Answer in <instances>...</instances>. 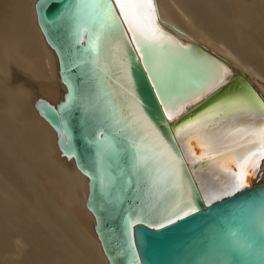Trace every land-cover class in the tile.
I'll return each instance as SVG.
<instances>
[{
	"label": "snow or ice",
	"instance_id": "6c2138e0",
	"mask_svg": "<svg viewBox=\"0 0 264 264\" xmlns=\"http://www.w3.org/2000/svg\"><path fill=\"white\" fill-rule=\"evenodd\" d=\"M113 3L119 8V15L114 10ZM48 4L49 0H40L42 26L45 25L43 9ZM120 17H123V23L132 33V43L136 44L135 51L140 54L139 59L145 65V71L150 73L148 79L152 81L156 99L160 102L163 115L169 121L177 120L186 109L208 100L213 93L224 87L228 83L225 75L228 69L219 64L210 71L191 72L178 90L171 66L176 59L184 60L186 64L189 61L186 59L187 54L180 51L185 46L178 44L171 37L165 38L166 34L155 26L154 0H72L64 11L56 16L54 23L70 22L74 42L77 45L85 44L77 58L79 63L74 61V65H87L99 80H110L108 73L111 72L112 77L120 81L118 92L105 93L107 101L111 104L109 119L115 131L97 130L90 141L96 149L94 163L99 173L101 188L111 194L119 184V196H123L126 189L135 186L134 181L136 185L142 181L150 198L149 208L154 203L171 200L168 215L163 219L157 218L156 223L147 218L144 209L125 217L126 243L128 251L132 252L135 259L136 253L132 251L135 247L132 228L140 224L163 228L196 211L191 198V182L185 184V162L197 165L208 161L230 174L231 179L226 181L222 188L213 191L210 197L206 195V201L233 196L249 187L248 178L254 175L259 161L264 160V101H260L248 90L245 94H233L212 102L199 114L184 121L182 128L173 130L179 134L185 129H194L198 136L197 146L202 151L197 154L189 142L186 159L182 158L169 146L135 94L132 58L127 52V41L123 40ZM85 35L87 42L83 40ZM121 44L124 45L123 48L120 47ZM114 51L119 53L116 59H113ZM113 64L116 71L112 70ZM199 66L204 68L203 61ZM221 69L223 71H220ZM71 99L70 90L60 113H55V110L43 102L40 105L42 113L52 111L61 116L58 125L60 143L69 159L71 134L63 113ZM241 115L247 116L253 123L244 127L235 126L234 118ZM121 138L131 150V156L124 160L123 167ZM222 148L225 151H221ZM123 151L126 152L127 149ZM228 157L231 158L230 163L235 164L237 171L221 162ZM201 190L207 192L206 189ZM244 247L249 252L253 251L255 240L249 238ZM261 253L264 254V239L261 242Z\"/></svg>",
	"mask_w": 264,
	"mask_h": 264
},
{
	"label": "water",
	"instance_id": "95a60500",
	"mask_svg": "<svg viewBox=\"0 0 264 264\" xmlns=\"http://www.w3.org/2000/svg\"><path fill=\"white\" fill-rule=\"evenodd\" d=\"M71 2L72 0H49V4L43 9L44 26L40 21V0L34 3L37 24L46 43L57 56L59 77L66 88L63 99L55 105L45 99H37L35 108L56 131V143L61 155L69 158L62 150L60 143L58 125L61 116L55 113L61 112V106L68 97L69 91L72 92V99L63 113L71 134L72 147L69 154L76 168L88 178L85 206L93 215L94 231L108 264H264V254L261 253V242L264 239V179L258 182L262 177V171L255 178L254 184L235 195L206 201L195 174L197 169L204 168L205 161L197 165L184 163L186 180L187 183L191 182V198L196 211L163 228L147 224L136 225L132 228L135 241L132 251L136 253V258L133 259L132 252L128 251L126 243L125 217L128 214L135 215L144 209L147 218L156 223L157 218L163 219L168 212L163 211L161 202L157 203L155 208L148 207L150 198L142 181L138 185L134 181L135 186L126 189V194L123 196H119V184L111 194L102 189L99 184V173L94 163L96 149L90 141L97 130L115 131L109 119L111 104L105 96L106 92L113 93L114 88L111 87L115 77H111L110 80H99L87 65L80 64L79 67L74 65V61L79 63L77 58L81 55L80 49H83L85 44L77 45L74 42L70 22L54 23L56 16ZM154 4L156 7L155 21H158L156 0ZM113 8L119 15V8L114 3ZM120 20L124 32L123 40L127 41V52L132 58L135 94L143 104L149 118L168 141L169 146L180 155L177 132L173 129L182 128L184 121L199 114L210 103L229 95L245 94L248 90H251L260 101H264L261 93L247 78L236 73L228 76V83L213 93L208 100L189 107L177 120L167 124V118L163 115L160 102L156 99L152 81L148 79L150 73L145 71V65L139 59L140 54L135 51L136 44L132 43V33L123 23V17H120ZM167 33H169L168 30ZM83 40L87 42L86 35L83 36ZM175 42L185 46L180 51L187 54L186 59L189 61L186 64L184 60L176 59L171 66L178 90L191 72L210 71L213 67L226 63L222 57L214 55L202 46L194 43L185 45L179 40ZM202 61L203 69L199 66ZM212 62H218V64ZM41 102L49 105L55 113L52 111L42 113ZM120 143L122 146L121 166L123 167L124 160L131 156V150L122 138ZM261 162L264 164V160ZM230 168L235 171L232 167ZM118 196L119 199H117ZM249 238L255 240V249L251 252L244 247Z\"/></svg>",
	"mask_w": 264,
	"mask_h": 264
},
{
	"label": "bare ground",
	"instance_id": "6f19581e",
	"mask_svg": "<svg viewBox=\"0 0 264 264\" xmlns=\"http://www.w3.org/2000/svg\"><path fill=\"white\" fill-rule=\"evenodd\" d=\"M35 1L13 0L10 4L14 13L7 12L8 21L4 20L2 26L4 29L0 28V52L5 57L3 60L10 61L14 67H21L20 69L23 68L25 71L30 68L31 75L45 78L41 85L43 88L39 90L33 86L31 80L24 78L17 67L11 68L7 74V84L5 82L0 84V136L5 135L11 140L13 149L17 153L19 149L24 156L22 159L18 153L21 164L33 175L40 171L41 177L36 178L32 188L27 186L28 178L21 176L24 186H27L32 196L31 201L27 194L14 190L12 183L7 181L0 183V203L4 212L18 224L25 226L26 230L31 225L35 231L39 228L48 229L52 248L58 252L54 264H108L94 231L93 215L85 206L88 178L76 168L73 158L61 155L56 143V131L35 108L37 99H45L55 105L63 99L66 91L59 77L57 56L46 43L37 24ZM156 2L159 20L155 21V26L164 33L169 31L170 34L167 33L165 38L171 37L182 44L194 43L204 48L206 43L207 47L211 48L210 50L206 48L208 51L226 60V63L222 64L228 69L226 77L236 73L242 74L264 98V24L261 23L264 21V0H156ZM198 11L204 13L205 18H210L214 32L223 38H220L223 44L227 41L232 46L234 54L225 48L226 43L224 45L220 43L224 47L213 43L212 38L216 36L219 38V35L210 33V28L207 29L204 25L206 22L203 16L200 21L204 20V24L198 21L197 18L200 16L197 15ZM257 16H261L260 19ZM11 17H16L19 29L25 36L22 44L14 37L15 33L12 32L11 26L9 27L10 20H13ZM260 24L262 25L258 27ZM120 47L123 48L124 45L121 44ZM112 55L113 59H116L119 53L114 51ZM253 59L260 61V66L256 70L251 68L249 62ZM112 70H116L114 64ZM108 74L112 77L111 72ZM25 88H30V97H24L27 91ZM111 88H114V94L118 92L120 81L114 78ZM166 122L170 123L169 120ZM233 123L235 126L244 127L250 124L251 120L241 115L235 117ZM197 139L194 129H185L177 134L182 158L186 159L185 153L189 142L195 152L202 151L197 146ZM222 150L225 151L223 148ZM230 160L228 157L221 162L237 171L235 164L230 163ZM204 163V168L200 167L195 174L202 195L210 197L212 192L222 188L231 176L208 161ZM261 163L260 160L254 175L248 178L249 185L255 183L260 171L262 177L258 182L264 179V164ZM185 184H188L187 180ZM202 188L207 192L202 191ZM156 204L154 203L152 208H155ZM161 204L163 211L168 212L171 200L161 201ZM80 247L86 248L89 259L80 251ZM45 263L41 259L39 264Z\"/></svg>",
	"mask_w": 264,
	"mask_h": 264
},
{
	"label": "rangeland",
	"instance_id": "374dc122",
	"mask_svg": "<svg viewBox=\"0 0 264 264\" xmlns=\"http://www.w3.org/2000/svg\"><path fill=\"white\" fill-rule=\"evenodd\" d=\"M12 3H13V0H0V28L3 26L4 20H5V22L8 21V14L9 13L7 14V12L8 11L13 12V10L11 9V5H10ZM200 13H202V12H200ZM200 13H199V11L197 13L198 16L200 15L199 16L200 18L199 17L197 18V19H199L198 21L204 24V20L200 21L202 19V16H203V19H205V22H206L204 24V25H206L205 27H207V29L210 28L209 29L210 33H214L216 36L218 33L214 32V26H212V24H210L211 23L210 18L209 17L205 18L206 15L204 13H202L204 15H202ZM16 15H17V13H16ZM257 17L260 19L261 16H257ZM207 18L209 19V21ZM11 19H13V20H10L9 27L11 26L12 32L15 33L14 37L18 38L20 43L22 44L24 42L25 36L22 33V31L19 29L18 23L16 22V17H14V18L11 17ZM208 23H209V25H208ZM261 23L264 24V21ZM262 24H260L258 27H260ZM210 25L212 27H209ZM4 26H6V25H4ZM2 28L4 29V27H2ZM207 29H205V30L208 32ZM216 38H218V36H216L215 38L214 37L212 38L213 43L215 42L216 45H219L220 43H222L221 39H223V38L220 37V35H219L218 41ZM0 43H1V41H0ZM222 44H220V45H222ZM224 44L223 45L225 46V48L226 49L228 48V50L230 52L232 51L233 52L232 54H234V49L232 48V46L230 44H228L227 41H224ZM205 45H206V48H208L207 47L208 45L206 43H205ZM251 45L253 47H255V45L253 43H251ZM229 47H230V49H229ZM21 49H22V45L20 47V51H21ZM1 54L2 53L0 52V84L3 82H5V84H7L8 72L11 71V68H16L17 66L14 67L12 65V63H10V61L8 62V61H6V59L3 60V58H5V57H4V55H1ZM252 61L255 63H253ZM252 61H249L251 63V68L253 70H256V68H259L260 61L257 59H253ZM6 64H9V65H6ZM17 68H18L20 74H22L24 78L31 80L30 82L32 83L33 86L37 87L39 90H42L43 87H41V85H42V82L44 81L45 78H43V77L41 78L40 76L34 77V74L31 75L32 73H31L30 68L28 69V71L26 70L27 72L23 68L20 69L21 67H17ZM4 69H5V71H4ZM4 72H6V73H4ZM27 75L29 76L30 79L28 78ZM22 78H21V81L23 80ZM34 78H37V79H34ZM48 79H50V78H48ZM32 81H36V83H34ZM38 82H40V83H38ZM25 89H27V91L24 94V97L25 98H27V96L30 97L31 96L30 95L31 94L30 88L29 89L25 88ZM10 141L11 140L7 139V137L5 135H3L0 139V183L2 184L5 181L12 183L11 186L13 187L14 190H16L19 193H23L24 195L27 194L29 200L31 201L32 196L29 193L27 186H32V188H33L34 184L36 183V178L41 177V175L39 173L40 171L39 172L36 171L34 173L35 176L33 174H31L30 170H28L26 167H24L21 164L22 161H20L18 159V153L20 155L21 151L18 149L17 150L18 153H17L13 149V147H12L13 145ZM20 156L22 157V159L24 158V156H22V154ZM21 176L24 178L25 177L28 178L27 179V186L25 185L26 187L24 186V182L21 179L22 178ZM2 208L3 207L0 203V264H39L41 262V259H43V261L46 262L45 264H54V260L58 256V252L56 251V249L52 248V244H51L52 239L50 237L51 234L48 231V229L39 228L38 230L35 231L32 229L33 226L31 225V227L28 226V230H26L25 226L18 224L16 222V220H14L10 216H8ZM45 213L46 212L43 210V214H45ZM17 243H19V244H17ZM80 249L79 250L82 251L83 254L87 255V258L89 259L88 254H86V252H87L86 248L80 247ZM80 259L82 260V259H86V258H80Z\"/></svg>",
	"mask_w": 264,
	"mask_h": 264
}]
</instances>
